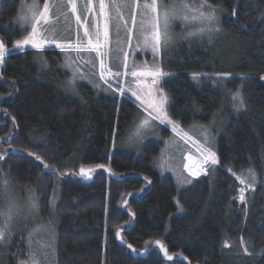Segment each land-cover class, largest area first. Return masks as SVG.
Wrapping results in <instances>:
<instances>
[{"label": "trees", "instance_id": "16d2710c", "mask_svg": "<svg viewBox=\"0 0 264 264\" xmlns=\"http://www.w3.org/2000/svg\"><path fill=\"white\" fill-rule=\"evenodd\" d=\"M207 2L222 9V26L239 39L232 71L244 77L245 105L225 126L213 174L188 178L183 192L156 171L158 144H147L141 156L114 151L144 114L139 104L108 87L105 96L84 85L79 96H71L59 52L15 47L24 35L13 25L20 0L0 4V40L8 49L0 64V199L4 179L21 196L34 192L44 221L54 216V264H185L163 261L157 248L145 258L132 257L129 244L139 253L156 240L190 264H264V0H239L235 22L237 0ZM205 45H181L163 61L168 74L161 86L171 99L170 118L182 126L209 121L222 106L216 88L192 79L193 73L216 70L218 62ZM37 155L49 165L46 173ZM95 165L119 178L143 179L119 183L98 171L91 184H82L78 171ZM241 174L252 186L240 183ZM241 188L244 202H238ZM117 230L125 245L117 241ZM11 246L7 264H18L23 240Z\"/></svg>", "mask_w": 264, "mask_h": 264}, {"label": "rangeland", "instance_id": "374dc122", "mask_svg": "<svg viewBox=\"0 0 264 264\" xmlns=\"http://www.w3.org/2000/svg\"><path fill=\"white\" fill-rule=\"evenodd\" d=\"M3 0H0V4ZM47 2L51 5L49 18L47 22L41 21L38 30L41 31L43 37L47 39L43 50H53L59 52V57L62 58L60 68L68 74L67 88L69 94L74 97L79 96V87L86 86L101 96L109 95L108 89L111 88L119 95H128L139 106L140 109H145L147 115L139 114L134 119L132 125L128 128V132L122 135L114 146V151H123L134 153L141 156L143 148L147 144L155 143L159 145V153L152 160L156 171L163 177H171L174 184L177 185L179 192H183L188 187V183H181L178 178H192L188 175L185 165L188 164V156L193 160L197 159L196 151H199L201 146L210 147L217 154V144L220 139L225 136L226 124L230 120L236 118L237 115L243 112V108L237 110L233 105L232 94L237 90L241 92L242 77L232 71L234 65V55L240 46L239 39L232 34L230 30L222 26L224 13L222 9L212 5L216 10L217 20L212 25L201 23L200 21L192 20L194 12L192 9L199 8L204 0H157L158 11L160 13V31L162 33V46L158 53H154L151 47H145L143 41L144 36L148 35L151 40V33L154 31L153 14L150 10L144 7L146 0H105V15H100L99 0H76L77 14L80 16V22L77 21L67 4V0H20V6L13 19V25L19 27L23 32L24 38L31 30V6L36 3L39 9H43V4ZM151 3V0H147ZM188 5V7H185ZM174 8L175 14L171 16L168 22L167 35L168 42L165 45L164 41V21L163 13L166 9ZM204 11H208L205 7ZM105 16L109 18L110 36L108 44L102 49L105 53L103 59L105 68H110L112 73H120V75L108 76L105 80L100 79V58L95 52L75 50V45L79 42L81 45H86L87 37L84 36L85 26L89 28L91 34H95L96 24H99L101 32L105 22ZM187 16L188 19H184ZM24 17L29 19L26 21ZM121 17L123 19H121ZM126 21V23H125ZM202 27H218L219 31H205L199 33ZM196 32L195 35L190 33ZM21 38V39H22ZM101 39L103 37L101 36ZM204 42L207 49L213 52V58L216 64V70L213 73L203 72L198 78L192 79L201 86L209 85L216 88L223 98L222 106L218 112L209 121L196 120L188 125H181L178 121L170 118L169 106L171 99L161 82L166 75L162 77H152L150 75L142 77L131 76V71L134 68L152 69L154 66H159L164 73H167L163 61L174 50L181 45H190L191 43ZM60 44H71L73 47L61 50L56 46ZM34 49L31 45H25L24 49ZM125 55L127 59L125 60ZM72 58V63L69 66L68 58ZM125 63L127 68H125ZM75 71V80L73 84L69 81L73 80ZM128 73L125 75V73ZM235 73V74H234ZM168 74V73H167ZM217 74H229L227 76ZM153 79L157 83L153 84ZM237 80L235 84L234 81ZM118 87L121 90L114 89ZM125 94H124V93ZM136 92L141 99H137L132 95ZM161 96L166 97L164 111L167 113L175 125L168 123L165 119L161 124L162 127L168 130L169 134H165L162 127L158 126L152 116L157 115L156 112L149 106V101L159 102ZM142 100L144 103H142ZM245 105V104H244ZM138 106V107H139ZM142 118H148L151 122V127L146 130L142 138H133L129 140L130 134L135 130ZM205 129L207 130V142L205 143ZM201 154V152L199 151ZM193 154V155H192ZM205 164V168H206ZM199 171V169H194ZM207 171V170H206ZM251 178V176H248ZM248 180V179H247ZM1 199L0 210L7 211L9 203L15 202L19 209V214L15 216L12 224L11 235H6L5 241L0 242V264H7L6 253L12 249V242L18 238L23 240V248H19V252L24 258L18 259L17 263L22 264L23 261H28L31 264L29 253L34 252L38 264H54L55 249H56V220L54 216H50L47 220L41 218L38 209L31 207V201L36 200L34 192L29 191L25 195L19 193L7 182V185L1 180ZM246 186H252L251 182L246 181ZM238 201L241 202L238 198ZM56 195L52 199V206L55 205ZM38 203V201H37ZM238 264V263H237Z\"/></svg>", "mask_w": 264, "mask_h": 264}, {"label": "snow or ice", "instance_id": "6c2138e0", "mask_svg": "<svg viewBox=\"0 0 264 264\" xmlns=\"http://www.w3.org/2000/svg\"><path fill=\"white\" fill-rule=\"evenodd\" d=\"M136 2L138 4V0H136ZM89 3H91V0H89ZM67 4L70 7L72 13L76 15L77 21L80 22L81 18L77 14L76 0H67ZM50 7L51 5L47 2L43 4L42 11L38 10L39 5L36 3H34L31 6L30 8V11L32 13L31 18H30L32 21L31 30L24 38L16 40L15 42L16 48L23 50L25 45H29V44L31 45L32 48L37 49V50H42L44 48V45L47 42V39L42 36L41 31L38 30V26L40 25L41 21H44L45 23L47 22L49 18ZM144 7L150 10V12L153 14V20L155 21V23L153 24L154 31L151 33V40L149 39L148 35H145L143 43L145 47H151L154 53H158L162 46V33L160 31V24H159L160 13L158 11L157 0H151V3H148L146 0ZM185 7H188V5H185ZM205 7L208 9V11L203 10ZM99 8H100V15H105V11H104L105 10V0H99ZM192 11L194 12V14L191 17V19L194 21L198 20L201 23L212 25L217 20L216 10L212 6V4L207 2V0H204V2L200 5L199 8L192 9ZM174 14H175L174 8L171 10V12L170 10L166 9L163 13V21H164V31H163L164 41L163 43L165 45L168 42V35H167L168 22L171 16ZM24 19L27 21L29 18L24 17ZM121 19L123 18L121 17ZM184 19H188V17L184 16ZM95 28H96V31H95V34L93 35L90 33L89 28L85 26L84 36L87 37V43L86 45L82 46L81 43L78 42L75 45V50L77 52L91 51L97 54V56L100 58V79L101 80H105L106 74L108 76L120 75V73L113 74L110 68L106 69L105 64H104V59H103L105 53L102 51V49L108 44L109 36H110L109 18L105 16V22L103 25L102 32H101L99 24H96ZM213 30L219 31L220 29L218 27H216L215 29H213L212 27H207V28L202 27L198 31L199 33H203L205 31L211 32ZM195 34L197 33L196 32L190 33V35H195ZM101 36L103 37V39H101ZM56 46L60 48L61 50H64L65 48L73 47L71 44L65 45V44H60V43H57ZM7 54H8L7 47L5 43L2 40H0V64L4 62V59ZM126 59H127V56L125 55V60ZM68 61H69V66H70L72 63V58L69 57ZM125 68H127L126 63H125ZM75 71L76 70H74L73 80L69 81L70 85L73 84V81L75 80ZM127 74L128 73L126 72L125 75ZM146 75H150L155 78V77H162L164 75H167V73H164L163 70L159 66H154L152 69L134 68L131 71V76L133 77H142ZM199 75L200 74L198 73H193V78L196 79L199 77ZM217 75L227 76L229 74H217ZM243 78L244 77H242V79ZM105 82L107 83L106 80ZM155 83H157V81L156 79H153V84ZM132 95L136 96L137 99H141V97L136 92H132ZM232 100L234 101L233 106L237 110H240L244 107L245 101L239 90H237L235 93L232 94ZM142 103H144L143 100H142ZM148 103H149V106L153 109V111L157 113V115L152 116L151 118L153 120L159 119L161 123H163L164 120L167 119L168 123L172 124L173 129L175 130L176 128L175 123L171 119L168 118L167 113L164 111V104L166 103V97L161 96L159 99V102L149 101ZM150 127H151L150 120L148 118H142L140 123L136 126L135 130L130 134L129 140L133 138H142L146 130H148ZM206 142H207V130L205 129V143ZM199 151L201 152V156H202L200 160H193L191 156L187 157L188 164H186L184 167L188 171L189 176L196 177L200 175L201 172H205L206 170L203 167L205 164L215 165L218 163L217 154L210 147L201 146L199 148ZM28 155L31 156L33 155V153L29 152ZM35 159L38 161H41V163L44 164L45 169L49 168V165L44 163L41 160V157L39 155H37ZM95 167L99 168V167H103V165H95ZM194 169H199V171H195ZM93 170L94 169L91 167L88 168L87 170L81 167L79 175L83 176L85 179L90 180L91 172ZM249 173H250L252 181L255 182L256 180L255 174L251 172V170H249ZM233 174L235 175V173ZM178 179L180 180L181 183H191L190 180H186L183 177H180ZM237 179L240 181L241 184H246V181L248 178L241 174L237 176ZM3 183L5 184V186L7 185V181H4ZM239 200L241 202H244L245 200L244 188L240 189ZM31 207L34 209H38L37 201L32 200ZM180 210L183 211L182 208ZM18 214H19V209L17 205L15 204V202L9 203L7 211L0 210V242L5 241L6 235H11L13 220L15 216ZM116 236L118 238L120 237V230H117ZM155 245L159 248L160 252L163 254V256L167 260L169 261L173 260L174 258L173 255L169 254L168 249L165 247V245L160 240H156ZM228 246L229 245L225 243V247H228ZM128 247L132 248V245L129 244ZM132 251L135 252L136 250L132 248ZM246 251L247 249H245V252ZM29 258L31 260V264H38V260L36 259V254L34 252L29 253ZM22 264H29V262L23 261Z\"/></svg>", "mask_w": 264, "mask_h": 264}, {"label": "water", "instance_id": "95a60500", "mask_svg": "<svg viewBox=\"0 0 264 264\" xmlns=\"http://www.w3.org/2000/svg\"><path fill=\"white\" fill-rule=\"evenodd\" d=\"M238 4H239V0H237V3H236V9L234 10V14H233V20H234V22L236 21L235 19V13L237 12V9H238ZM262 19H264V15H263V17L259 20V21H261ZM12 154L13 155H18V153L17 152H12ZM20 154H22V153H20ZM44 168V167H43ZM86 170L88 169V168H85ZM94 170L91 172V179L89 180V179H85L83 176H81V175H79V172H80V170L78 171V177H80V181H81V183L82 184H84V185H89V184H91L92 182H93V180H94V174L96 173V172H98V171H102V172H104L107 176H109L112 180H114V181H116V182H122V181H124V180H127V179H129V180H131V179H136V180H142L143 179V177L142 176H136V175H131V176H124V177H117V176H115L110 170H109V168L107 169V168H105V167H99V168H93ZM44 172L46 173L47 172V169H45L44 168ZM127 231L128 230H131V229H126ZM117 241H119L120 242V244H122V245H125L124 244V242H122L121 241V231H120V237L118 238L117 237ZM129 248V247H128ZM158 249L159 250V248L155 245V243L153 244V245H151L149 248H147L145 251H142V252H139V253H137L136 251L135 252H133L132 251V248H129V250L131 251V255H132V257L133 258H145L153 249ZM160 256H161V259L163 260V261H165V262H167V261H169V260H167L164 256H163V254L160 252ZM174 258H173V260L172 261H170V262H178V261H181V262H183V263H185V264H190L189 263V261L188 260H186V259H184L183 257H180V256H178V257H175V256H173Z\"/></svg>", "mask_w": 264, "mask_h": 264}, {"label": "flooded vegetation", "instance_id": "af4514ba", "mask_svg": "<svg viewBox=\"0 0 264 264\" xmlns=\"http://www.w3.org/2000/svg\"><path fill=\"white\" fill-rule=\"evenodd\" d=\"M191 148V147H190ZM192 149V148H191ZM193 155V154H192ZM199 156L197 155V158H198ZM212 167H213V165H211V164H207L206 165V172H207V177H210V175H212L213 173L212 172H214V171H212L213 169H212ZM186 180H189L188 178H186Z\"/></svg>", "mask_w": 264, "mask_h": 264}, {"label": "bare ground", "instance_id": "6f19581e", "mask_svg": "<svg viewBox=\"0 0 264 264\" xmlns=\"http://www.w3.org/2000/svg\"><path fill=\"white\" fill-rule=\"evenodd\" d=\"M202 173H203V172H201L200 175H198V176H196V177H194V178H195V179H196V178H199L201 175H203ZM238 202H239V201H238Z\"/></svg>", "mask_w": 264, "mask_h": 264}, {"label": "built area", "instance_id": "2783aa9c", "mask_svg": "<svg viewBox=\"0 0 264 264\" xmlns=\"http://www.w3.org/2000/svg\"><path fill=\"white\" fill-rule=\"evenodd\" d=\"M203 167H204V166H203ZM202 174L205 176L207 173H206V172H203Z\"/></svg>", "mask_w": 264, "mask_h": 264}]
</instances>
